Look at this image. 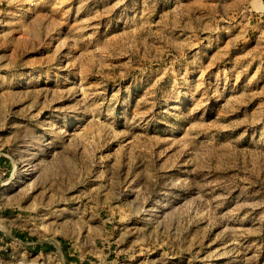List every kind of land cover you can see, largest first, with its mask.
<instances>
[{
	"label": "rangeland",
	"instance_id": "obj_1",
	"mask_svg": "<svg viewBox=\"0 0 264 264\" xmlns=\"http://www.w3.org/2000/svg\"><path fill=\"white\" fill-rule=\"evenodd\" d=\"M0 264H264V0H0Z\"/></svg>",
	"mask_w": 264,
	"mask_h": 264
}]
</instances>
